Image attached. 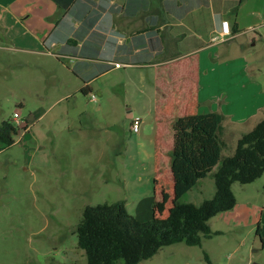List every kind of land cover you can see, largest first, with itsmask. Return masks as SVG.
Returning a JSON list of instances; mask_svg holds the SVG:
<instances>
[{
	"label": "rangeland",
	"instance_id": "1",
	"mask_svg": "<svg viewBox=\"0 0 264 264\" xmlns=\"http://www.w3.org/2000/svg\"><path fill=\"white\" fill-rule=\"evenodd\" d=\"M185 37L190 46L193 38ZM248 58L257 61L264 76V45L249 46ZM187 66L181 59L164 67L159 77L158 119L163 128L156 160L151 117L143 118L134 133L126 121L110 122L92 111L81 135L70 133L74 130L65 134L58 131L64 103L39 100L34 83L23 73L16 80L8 66L0 69V123L10 121L15 110L21 115L14 142L0 149V264H86L75 234L86 205L124 200L127 211L141 220L170 212L172 124L195 107V75ZM130 93L131 100L140 99L132 88ZM137 108L146 111L147 105ZM25 120L30 124L26 130L21 126ZM232 138L228 133L226 140ZM231 189L235 206L209 221L219 233L203 238L200 246H163L141 264H208L203 251L215 264H264V174L251 183L234 182ZM214 191L213 179L207 176L181 201L199 204Z\"/></svg>",
	"mask_w": 264,
	"mask_h": 264
},
{
	"label": "crops",
	"instance_id": "2",
	"mask_svg": "<svg viewBox=\"0 0 264 264\" xmlns=\"http://www.w3.org/2000/svg\"><path fill=\"white\" fill-rule=\"evenodd\" d=\"M223 20L237 32L215 41ZM258 44L264 45V0H0V69L8 66L16 80L23 73L39 100L64 103L58 131L81 135L92 111L126 121L128 129L132 115L151 117L154 157L163 128L159 77L181 59L195 75L188 114L223 113L227 144L264 117V76L248 58V47ZM131 88L140 99L131 100ZM144 102L146 111L137 108ZM169 174L174 205L170 167Z\"/></svg>",
	"mask_w": 264,
	"mask_h": 264
},
{
	"label": "trees",
	"instance_id": "3",
	"mask_svg": "<svg viewBox=\"0 0 264 264\" xmlns=\"http://www.w3.org/2000/svg\"><path fill=\"white\" fill-rule=\"evenodd\" d=\"M237 29H232L235 34ZM226 116L220 112L191 113L174 119L169 165L174 205L162 218L141 220L129 213L124 200L86 205L75 227L76 244L86 264H139L166 245L200 246L213 234L209 219L236 204L234 182L247 184L264 174V117L239 135L234 146L224 139ZM17 127L0 123V149L14 142ZM227 150L229 153L223 155ZM211 176L215 191L199 204L181 198L199 180ZM260 228L257 226L256 234ZM264 245V240H262ZM204 260L215 264L203 251Z\"/></svg>",
	"mask_w": 264,
	"mask_h": 264
},
{
	"label": "built area",
	"instance_id": "4",
	"mask_svg": "<svg viewBox=\"0 0 264 264\" xmlns=\"http://www.w3.org/2000/svg\"><path fill=\"white\" fill-rule=\"evenodd\" d=\"M233 37L232 34V30L228 24L227 20H223L221 22V28L219 33L213 37V40L215 41H225L227 39H230ZM116 67H119V63L115 64ZM89 97L91 100H95L96 96L92 93L89 94ZM19 112L17 110H15L12 114V118H13V124L15 127L18 126V124L20 123L19 120ZM143 122V118L139 115H132L131 119H130V124H129V129L130 131L134 132V133H138L140 131L141 128V124ZM22 126V125H21ZM20 127V126H19ZM18 128V127H17Z\"/></svg>",
	"mask_w": 264,
	"mask_h": 264
}]
</instances>
